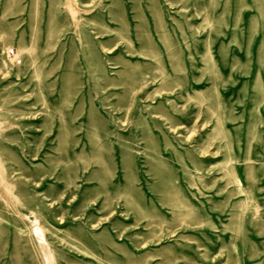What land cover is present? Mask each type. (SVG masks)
I'll return each mask as SVG.
<instances>
[{
	"label": "rangeland",
	"instance_id": "obj_1",
	"mask_svg": "<svg viewBox=\"0 0 264 264\" xmlns=\"http://www.w3.org/2000/svg\"><path fill=\"white\" fill-rule=\"evenodd\" d=\"M0 264H264V0H0Z\"/></svg>",
	"mask_w": 264,
	"mask_h": 264
}]
</instances>
